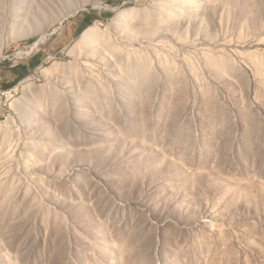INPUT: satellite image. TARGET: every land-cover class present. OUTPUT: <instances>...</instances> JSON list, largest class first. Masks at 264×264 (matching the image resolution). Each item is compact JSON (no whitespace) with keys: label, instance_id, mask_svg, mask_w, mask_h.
<instances>
[{"label":"rangeland","instance_id":"obj_1","mask_svg":"<svg viewBox=\"0 0 264 264\" xmlns=\"http://www.w3.org/2000/svg\"><path fill=\"white\" fill-rule=\"evenodd\" d=\"M39 54L0 264H264V0H0V79Z\"/></svg>","mask_w":264,"mask_h":264},{"label":"crops","instance_id":"obj_2","mask_svg":"<svg viewBox=\"0 0 264 264\" xmlns=\"http://www.w3.org/2000/svg\"><path fill=\"white\" fill-rule=\"evenodd\" d=\"M82 16H84L85 19L84 22L85 26L83 28H80L81 30L77 34H82L85 31V29L90 27L89 16L87 15V13ZM77 22L78 20L75 22V26ZM74 27H72L70 34L77 35V34H73ZM43 62L44 60L39 54L29 57L26 61H23L18 65H11L9 67V71L11 75H8V73L6 72L5 77L4 78L2 77L0 79V94L1 92L4 91L14 90L23 81L28 79L34 72H36L43 65ZM1 70L2 69H0V71Z\"/></svg>","mask_w":264,"mask_h":264},{"label":"trees","instance_id":"obj_3","mask_svg":"<svg viewBox=\"0 0 264 264\" xmlns=\"http://www.w3.org/2000/svg\"><path fill=\"white\" fill-rule=\"evenodd\" d=\"M87 15L89 16V21H90V25L89 26H91L93 24V22L95 21L94 14L87 13Z\"/></svg>","mask_w":264,"mask_h":264},{"label":"built area","instance_id":"obj_4","mask_svg":"<svg viewBox=\"0 0 264 264\" xmlns=\"http://www.w3.org/2000/svg\"><path fill=\"white\" fill-rule=\"evenodd\" d=\"M10 94H11V90L1 92V96H4V97H7V96L10 95Z\"/></svg>","mask_w":264,"mask_h":264},{"label":"bare ground","instance_id":"obj_5","mask_svg":"<svg viewBox=\"0 0 264 264\" xmlns=\"http://www.w3.org/2000/svg\"><path fill=\"white\" fill-rule=\"evenodd\" d=\"M37 43V42H36ZM36 44H34V46H35ZM37 46V45H36ZM34 47H32V49H33Z\"/></svg>","mask_w":264,"mask_h":264}]
</instances>
